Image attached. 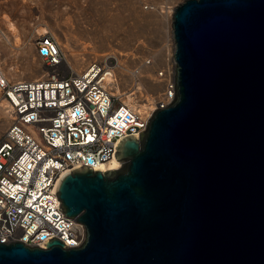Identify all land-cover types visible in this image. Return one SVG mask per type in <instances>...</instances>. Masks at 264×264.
Here are the masks:
<instances>
[{"label": "water", "instance_id": "obj_1", "mask_svg": "<svg viewBox=\"0 0 264 264\" xmlns=\"http://www.w3.org/2000/svg\"><path fill=\"white\" fill-rule=\"evenodd\" d=\"M175 98L56 193L86 228L67 248L0 243V264H264V0L174 10Z\"/></svg>", "mask_w": 264, "mask_h": 264}, {"label": "built area", "instance_id": "obj_2", "mask_svg": "<svg viewBox=\"0 0 264 264\" xmlns=\"http://www.w3.org/2000/svg\"><path fill=\"white\" fill-rule=\"evenodd\" d=\"M36 47L46 66L41 77L14 81L0 73L12 119L0 139V243L45 249L54 237L78 248L86 228L61 209L59 180L81 166L104 171L124 138L140 139L153 114L173 102L175 75L169 104L141 107L122 102L107 87L111 70L97 62L81 74L61 67L65 55L51 32L40 36ZM163 73L157 76L163 79Z\"/></svg>", "mask_w": 264, "mask_h": 264}, {"label": "rangeland", "instance_id": "obj_3", "mask_svg": "<svg viewBox=\"0 0 264 264\" xmlns=\"http://www.w3.org/2000/svg\"><path fill=\"white\" fill-rule=\"evenodd\" d=\"M185 0H0V57L6 59L5 63L11 64L9 59L10 48L18 47L16 55L19 58V68L24 67L21 47L24 40L34 30L39 28H47L49 32L57 35L58 30L63 31L69 37L75 38L80 44L88 45V51L97 52L100 55L109 52L107 44L108 37L111 42L117 43L118 39L127 37L128 41H122L121 49L133 52L134 59H130L129 64L135 65L136 57L141 55L142 50H160L167 40L164 33L167 31V39L171 41L173 37H169V26L161 24L156 17V12L150 8L172 7L175 8L182 4ZM147 6H146V5ZM146 9L143 10L142 6ZM149 8L147 9V7ZM81 16V18H79ZM53 22L50 27L45 23ZM172 24H170L171 28ZM14 29L15 38H10L9 29ZM55 29V30H54ZM53 30V31H52ZM161 39V40H160ZM128 43L137 44L141 49H129ZM119 46V45H118ZM34 60L44 67L43 61L38 57V52L34 46ZM148 62L154 59L149 55ZM42 62V63H41ZM97 62L103 68L117 71V63L105 66L98 59L92 61ZM6 64V65H7ZM21 65V66H20ZM128 65V64H127ZM24 70V69H23ZM22 70V71H23ZM162 70L158 68L157 71ZM118 72V71H117ZM118 75V74H117ZM39 75L35 74L27 79L35 80ZM5 131L0 133V139Z\"/></svg>", "mask_w": 264, "mask_h": 264}, {"label": "bare ground", "instance_id": "obj_4", "mask_svg": "<svg viewBox=\"0 0 264 264\" xmlns=\"http://www.w3.org/2000/svg\"><path fill=\"white\" fill-rule=\"evenodd\" d=\"M145 5L142 6L143 10L146 9ZM148 8L149 6L147 9ZM150 9L156 12V17L160 20L161 24L163 23L164 25L169 26V37L172 38L173 28L172 26L170 28V24H172L174 8L153 6ZM79 18H81V16ZM80 20H82V18ZM49 25L51 27L53 22H50L49 24L45 23V26L49 27ZM56 30H58L57 32L59 35L54 32L51 34L59 40L62 51L65 55V61L61 67H65L67 70L73 71L74 74H81L84 72L85 68H88L91 65V62L96 59L101 61L105 66H110L112 65V62H116L118 72L111 70L109 73L112 76H110L106 84L107 87L110 88V90L113 91L122 102L128 104L134 103L141 107L147 105L151 106V109H155V106L158 103L167 105L172 101L174 92L171 87L175 75L174 69L176 68L173 55L176 47L173 39L172 43L170 39H167V31L164 33V38H162V40L160 39L164 42L167 40V43L163 44V47L157 51H153L151 49L142 50L136 43L133 45L128 43L129 49H141V55L136 57V64L131 66L129 61L130 59H134L135 55L133 52L123 50L120 47L122 41L127 43V37L118 39L120 41L117 43H112L108 37L106 42L109 47V52L100 55L95 51L90 53L88 51V45L78 43L77 39L69 37L58 28H56ZM13 32L14 29H9L8 35L12 38V40L15 38ZM47 32H49L47 28H39L38 30H34V32L28 35L24 40V44L21 47L22 52L20 53V55L23 56V64L21 65L24 66L21 68L24 70L19 68V58L17 57L19 54L16 55L18 47L12 46L9 51V59H11L12 62L11 64H7L5 63L6 59H4V57H0V73H3L9 79L14 81H34L27 78H33V75L35 74L41 77L44 70H46V66L44 64L42 70L43 65L35 62L33 53H35L34 46L36 47V41L40 36ZM36 50L38 52L37 47ZM149 55L154 59V64H151L152 61L148 62L147 57H149ZM158 68H162V70L157 71V73L164 71L163 79L157 76L156 70ZM11 120V114L8 110L7 101L3 98L0 92V133L3 131L6 132L11 124ZM122 165H124L123 162H119L114 159L107 167H105V170H119Z\"/></svg>", "mask_w": 264, "mask_h": 264}]
</instances>
